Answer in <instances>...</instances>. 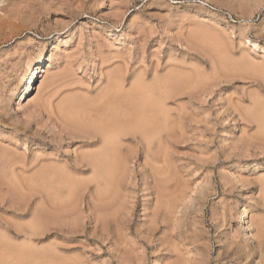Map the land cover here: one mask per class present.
I'll list each match as a JSON object with an SVG mask.
<instances>
[{
	"label": "rangeland",
	"instance_id": "1",
	"mask_svg": "<svg viewBox=\"0 0 264 264\" xmlns=\"http://www.w3.org/2000/svg\"><path fill=\"white\" fill-rule=\"evenodd\" d=\"M114 90L161 133L123 141L115 187L73 166L77 195L27 188L94 149L61 115ZM0 245V264H264V0H0Z\"/></svg>",
	"mask_w": 264,
	"mask_h": 264
},
{
	"label": "bare ground",
	"instance_id": "2",
	"mask_svg": "<svg viewBox=\"0 0 264 264\" xmlns=\"http://www.w3.org/2000/svg\"><path fill=\"white\" fill-rule=\"evenodd\" d=\"M89 27L90 25L87 24V28ZM130 30H132V28H130ZM60 39H61V36H57L55 38V42L60 41ZM47 56L48 55L45 54V50H44L43 53L39 56V61L37 63H41L42 60H46ZM98 66H99V60L96 55L95 61H94V67H98ZM43 72L45 73V71ZM117 79H118L117 76L109 77L108 84L112 86L111 87L112 89L114 87L115 88L117 87V86H113L114 83L118 84V80L120 78L118 80ZM34 81H35V76L34 75L30 76L28 83L26 85V89L24 91L25 95L31 89V86ZM117 88L121 89L120 86H118ZM114 91H115L114 93H110V92L108 94L106 93L104 96L100 97L99 100L86 103L85 106L75 107V108L69 109L65 113H62L61 115L62 123L61 124L63 126H62L61 134L63 133V135L65 134V136H62L60 134L61 140L63 141V139H67V136H69V139L71 140L70 143L73 142L75 143V145L84 144L87 147H92V148L94 147V149L92 150L90 149L84 152L83 154H81L80 156L77 155L75 159L70 162L69 167L67 166L66 167H54L55 165L51 166V164L49 165V167L46 166L47 167L46 171H44L45 169L43 170L44 172L42 170L39 171V178L36 179L34 183L32 182L33 179L29 181V182H32L31 185H28L25 182L27 185V188L28 187L36 188V189L37 187L46 188L47 190L46 192L51 193L53 195H54V192L56 191L59 192L60 190H63V189H67L68 191H70V193H74V191L75 192L79 191V190H76V188L77 189L80 188L81 186V183H79L80 181L79 182L76 181V179H74L76 178L74 175H73L74 177L71 176L70 174H68L69 176H67L69 169L74 166L76 167V170H78L77 172H85L87 170H91L94 174V178H93L94 181L92 182H95V184L98 186L99 185L105 186V187L103 186L105 189L104 190L101 189L102 193H100L103 195L104 193H108V188L109 187L112 188L113 183H115L114 180L115 178H117L115 174L118 172L117 171L118 168H120L118 167L120 163L118 162L119 157L117 156L122 149L121 147H122L123 141L131 137L134 139L140 140V142L147 141V145L149 148L150 144H148L149 143L148 141L151 139H155L156 137H159V134H161L159 129L153 128V129H156V131L154 130L155 131L154 134H151L150 129H149L150 126H154L156 124L155 119L157 116H155V111L154 109L150 108L147 105L148 103L142 100V98L138 97L140 95L137 92L138 90L136 91L137 93H127V92L124 93L122 92V90H117V91L114 90ZM143 95H140V96H143ZM156 113H159V112H156ZM159 124H160V121H159ZM98 144H101V145L98 147ZM55 147H58V146H55ZM57 157H58V154H57ZM62 158H65L66 160H70V157L65 154L62 155ZM40 172H43V173H40ZM86 182L88 184L89 180L87 181L85 180V183L82 182V186L87 185ZM15 190H18V188L15 187ZM75 194L77 195V192ZM75 194H72V195H75ZM56 196H59V195L56 194ZM56 196H53V197H56ZM59 198L58 197L53 198L51 203L56 204L58 202L59 204L57 203L58 205L56 206L62 209V210L60 209L58 210L64 211L66 209L64 208L65 207L64 204L65 205L67 204L65 203L67 199L64 201L63 198L62 199L61 197ZM249 211L250 210L248 206H242L236 215V222L237 224L240 225L239 232H238L240 234L241 232L242 233L247 232V228L245 224L249 216ZM64 212H66V210ZM34 251L35 250H33V252ZM6 252L7 254L9 253V251H6ZM37 253L39 252L37 251ZM2 255L3 254H1V256ZM27 258L29 259V262L30 260H32V262H30L31 264L34 263L33 260L34 261L36 260L35 262L36 264L44 263L42 262L44 260V257L42 256L43 260L40 261L41 260L40 257H38V255L34 253L33 254L30 253V255H27ZM4 259L5 258L2 257L3 264H6V261Z\"/></svg>",
	"mask_w": 264,
	"mask_h": 264
}]
</instances>
